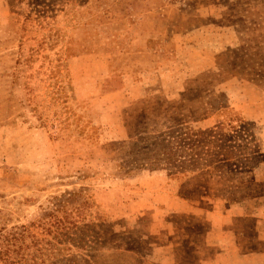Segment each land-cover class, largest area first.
<instances>
[{
  "label": "rangeland",
  "instance_id": "rangeland-1",
  "mask_svg": "<svg viewBox=\"0 0 264 264\" xmlns=\"http://www.w3.org/2000/svg\"><path fill=\"white\" fill-rule=\"evenodd\" d=\"M249 83L264 94V0H0V264L199 242L262 194Z\"/></svg>",
  "mask_w": 264,
  "mask_h": 264
},
{
  "label": "crops",
  "instance_id": "crops-1",
  "mask_svg": "<svg viewBox=\"0 0 264 264\" xmlns=\"http://www.w3.org/2000/svg\"><path fill=\"white\" fill-rule=\"evenodd\" d=\"M233 86V104L236 105ZM240 96V90H239ZM242 104L237 103L244 119L254 127L264 153V94L250 83L242 88ZM254 169L253 180L262 185V194L232 201L217 207L209 228L199 242L192 239L176 244L168 252H153L156 264H264V160ZM177 250H183V258Z\"/></svg>",
  "mask_w": 264,
  "mask_h": 264
},
{
  "label": "trees",
  "instance_id": "trees-1",
  "mask_svg": "<svg viewBox=\"0 0 264 264\" xmlns=\"http://www.w3.org/2000/svg\"><path fill=\"white\" fill-rule=\"evenodd\" d=\"M9 264V263H7ZM16 264H23L22 260H16Z\"/></svg>",
  "mask_w": 264,
  "mask_h": 264
}]
</instances>
